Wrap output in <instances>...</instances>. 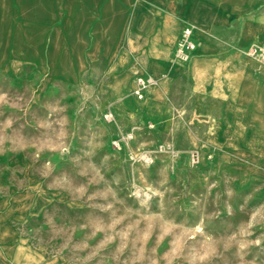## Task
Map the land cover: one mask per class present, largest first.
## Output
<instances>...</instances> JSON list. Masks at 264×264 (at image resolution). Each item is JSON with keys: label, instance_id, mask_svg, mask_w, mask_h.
<instances>
[{"label": "rangeland", "instance_id": "rangeland-1", "mask_svg": "<svg viewBox=\"0 0 264 264\" xmlns=\"http://www.w3.org/2000/svg\"><path fill=\"white\" fill-rule=\"evenodd\" d=\"M225 2L205 80L126 111L102 63L0 74V264H264V0Z\"/></svg>", "mask_w": 264, "mask_h": 264}, {"label": "crops", "instance_id": "crops-1", "mask_svg": "<svg viewBox=\"0 0 264 264\" xmlns=\"http://www.w3.org/2000/svg\"><path fill=\"white\" fill-rule=\"evenodd\" d=\"M225 1L0 0V74L73 82L102 63L112 80H128L121 95L110 92L118 111H126L138 77L162 86L188 68L205 80L200 57L212 53L213 34L228 28ZM184 25L196 47L181 62L173 49Z\"/></svg>", "mask_w": 264, "mask_h": 264}, {"label": "built area", "instance_id": "built-area-1", "mask_svg": "<svg viewBox=\"0 0 264 264\" xmlns=\"http://www.w3.org/2000/svg\"><path fill=\"white\" fill-rule=\"evenodd\" d=\"M196 44L192 39V29L189 25H184L182 27L180 37L177 40L174 50H173V55L174 58L178 61H184L188 55L194 50ZM151 78L148 77H138L136 78L135 81V88H134V95L138 99H143L145 92L147 90L148 84L150 83ZM113 117L111 114L107 115L106 118L110 119ZM131 136L127 135L124 139H130ZM120 142L115 140L113 142V145L115 148H118L120 146Z\"/></svg>", "mask_w": 264, "mask_h": 264}, {"label": "bare ground", "instance_id": "bare-ground-1", "mask_svg": "<svg viewBox=\"0 0 264 264\" xmlns=\"http://www.w3.org/2000/svg\"><path fill=\"white\" fill-rule=\"evenodd\" d=\"M196 47V46H195ZM195 49V48H194ZM193 51V50H192Z\"/></svg>", "mask_w": 264, "mask_h": 264}]
</instances>
